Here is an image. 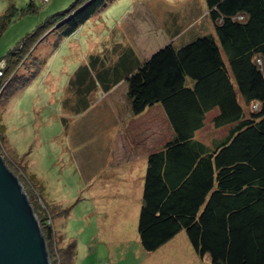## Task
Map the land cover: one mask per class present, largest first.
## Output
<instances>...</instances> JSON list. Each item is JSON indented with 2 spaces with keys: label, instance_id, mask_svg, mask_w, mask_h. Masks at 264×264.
I'll return each instance as SVG.
<instances>
[{
  "label": "trees",
  "instance_id": "16d2710c",
  "mask_svg": "<svg viewBox=\"0 0 264 264\" xmlns=\"http://www.w3.org/2000/svg\"><path fill=\"white\" fill-rule=\"evenodd\" d=\"M110 2L76 0L10 51L0 60V101L8 103L26 87L30 79L19 71L41 37L51 30L50 35L73 37ZM202 2L213 34L198 36L194 31L186 39L189 43L176 45L175 38L188 30L185 23L176 14L158 17L172 43L128 77L134 114L161 105L174 133L171 142L149 156L138 235L148 253L185 231L196 254L209 256L212 264H264V0ZM37 10L31 1L21 14ZM16 12L11 5L0 16V37ZM214 110L218 114L212 125L228 133L208 144L197 133ZM1 153L31 200L52 264H74L73 246L63 259L54 229L56 206L28 171L29 154L18 164Z\"/></svg>",
  "mask_w": 264,
  "mask_h": 264
},
{
  "label": "rangeland",
  "instance_id": "374dc122",
  "mask_svg": "<svg viewBox=\"0 0 264 264\" xmlns=\"http://www.w3.org/2000/svg\"><path fill=\"white\" fill-rule=\"evenodd\" d=\"M31 1L36 5L37 12L21 14ZM75 2L76 0H50L44 4V0H0V16L11 5L17 9L15 19L0 37V60L16 47H21L50 17L68 10ZM132 6V0H111L100 11L101 16L104 20L108 18L110 23H115L128 9L132 13L129 20L140 10L134 19L136 22L147 7L155 6L158 15L172 12V15H179L188 29L182 40L181 36L175 38L176 45L186 43L188 35L194 31L199 32L197 35H205L210 31L201 29L203 25L209 24L202 8V0H137V10ZM139 21V27L145 28L139 39L142 44L145 43V55L153 54L149 58L151 59L169 45L165 38L172 37L166 36L161 18L147 16ZM50 32L44 35H49L45 41L41 42L43 36L33 45L31 56L19 71V76L30 79L26 87L20 89L8 103L3 104L4 98H1L0 129L5 126V132L1 130L4 139L0 136V150L18 164L21 158L29 154L28 171L34 173L44 185L46 200L56 206L54 229L59 248L63 251V259L68 258L67 251L73 246L74 264H212L209 256L202 259L196 254L185 231L157 251L146 252L138 235L136 195L124 196L125 199L121 202L117 200L118 196H103L99 194V189H95L98 193L92 194L88 189L83 174L85 162L80 156L85 158L92 154L89 150L90 141L82 138L81 142H76L67 136L59 102L70 73L80 64L83 54L71 51L69 41L63 46L59 45ZM74 40L75 38L70 42ZM128 103L133 112L130 98ZM133 124L134 122L131 125ZM136 127L130 129L132 134L140 132L134 130ZM130 131L125 130V134H131ZM227 133L228 129L219 130L211 123L199 133L198 138L208 143L224 138ZM122 137L123 134L120 139ZM75 147L81 153H73L72 149ZM140 198L141 194L138 196L139 202Z\"/></svg>",
  "mask_w": 264,
  "mask_h": 264
},
{
  "label": "crops",
  "instance_id": "0c3cea01",
  "mask_svg": "<svg viewBox=\"0 0 264 264\" xmlns=\"http://www.w3.org/2000/svg\"><path fill=\"white\" fill-rule=\"evenodd\" d=\"M132 2V8L137 10V0ZM155 9V6L147 7L136 22L134 19L140 10L129 20L132 13L128 9L115 23H110L108 18L104 20L101 12H98L73 37L63 39L54 35V40L59 45L63 46L69 41L71 51L83 54L80 64L70 73L68 84L62 94L60 93L59 102L67 136L76 142H81L82 138L90 141L89 150L92 154L85 158L80 156L85 162L82 173L88 189L90 188L92 194L98 193L95 189H99V194L103 196H118L117 200L121 202L125 199L124 196L136 195L138 223L149 156L162 150L174 137L161 105L147 108L141 115L135 116L128 103V77L153 55H145V43L142 44L139 39L145 28L139 27V20L146 19L147 16L164 19L172 17V12L158 15ZM201 29L210 30L203 36L213 34L210 20ZM160 33L164 37L161 31ZM183 35L181 33L179 37L182 38ZM73 38L75 40L71 43ZM165 39H168L169 45L172 43V38ZM85 67L90 72L84 70L76 77V73ZM217 114L218 110L209 113L207 125L211 124L212 117ZM146 123L149 125L146 126ZM134 126H137L134 130L140 132L132 134L130 129ZM125 130H129L131 134H125ZM121 134L123 137L120 139ZM198 135L199 133L197 137ZM78 147L72 149V152L81 153V150H77Z\"/></svg>",
  "mask_w": 264,
  "mask_h": 264
},
{
  "label": "water",
  "instance_id": "95a60500",
  "mask_svg": "<svg viewBox=\"0 0 264 264\" xmlns=\"http://www.w3.org/2000/svg\"><path fill=\"white\" fill-rule=\"evenodd\" d=\"M0 264H52L31 200L0 150Z\"/></svg>",
  "mask_w": 264,
  "mask_h": 264
},
{
  "label": "built area",
  "instance_id": "2783aa9c",
  "mask_svg": "<svg viewBox=\"0 0 264 264\" xmlns=\"http://www.w3.org/2000/svg\"><path fill=\"white\" fill-rule=\"evenodd\" d=\"M45 2L47 3V2H48V0H45ZM259 64H260V65H262V64H261V61L259 62ZM0 75H1V73H0Z\"/></svg>",
  "mask_w": 264,
  "mask_h": 264
}]
</instances>
